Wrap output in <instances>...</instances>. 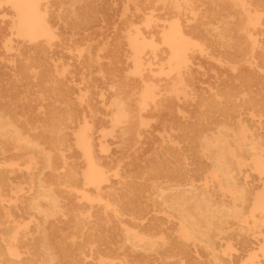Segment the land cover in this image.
I'll use <instances>...</instances> for the list:
<instances>
[{
  "label": "rangeland",
  "instance_id": "374dc122",
  "mask_svg": "<svg viewBox=\"0 0 264 264\" xmlns=\"http://www.w3.org/2000/svg\"><path fill=\"white\" fill-rule=\"evenodd\" d=\"M38 1L48 7L49 32L29 38L32 22L0 0V114L9 115L26 138L44 139L37 148L50 156L46 162L37 150L19 148L30 157L10 163L17 151L0 148V264H264V215L250 207L255 222L247 224V246L237 221L211 210L203 214L206 221L193 215L203 234L184 240L178 218L159 198L175 188L225 198L204 145L227 152L237 124L264 125L259 0ZM242 3L251 17L260 16L258 22L247 23ZM173 22L192 29L191 39L201 44L187 50L188 61L178 70L170 69L162 39ZM139 43L153 47L136 51ZM116 110L120 121H113ZM52 117L62 133L50 134ZM86 129L94 154L103 159L94 179L105 191L117 192L120 182L130 187L120 193V222L100 202L113 200L85 180L78 143ZM54 137H64L61 152L72 166L56 159ZM244 144L254 146L250 139ZM229 160L252 163L244 156ZM36 190L56 197L55 213L27 206ZM80 193L101 198L86 201ZM36 202L43 211L50 206L41 195L31 205ZM152 218L162 224L153 226ZM41 235L45 255L37 250Z\"/></svg>",
  "mask_w": 264,
  "mask_h": 264
},
{
  "label": "bare ground",
  "instance_id": "6f19581e",
  "mask_svg": "<svg viewBox=\"0 0 264 264\" xmlns=\"http://www.w3.org/2000/svg\"><path fill=\"white\" fill-rule=\"evenodd\" d=\"M8 1H10L11 4L18 10L17 13L22 18V20L32 22V24L30 25L32 31L30 34H27L29 38H35L39 35H43V32L48 34L49 30L46 22L49 19V11L47 6L41 7L38 0ZM258 2L260 3L254 2V5L260 6L261 9L259 10L262 12V10H264V0H259ZM241 8L244 15L246 16L247 23L254 24L255 22H258L260 20V16L251 17L250 10H248L244 3L241 4ZM39 19H41V24L38 21ZM35 21L37 25L34 24ZM192 31V29H184L178 22H173L168 26V28H166V31H164L162 39L166 43V48L169 52L168 65H170V69L172 68L178 70L182 65H184V63L188 61V49H191L195 46H197L198 49L201 48V44H198L195 39H191L190 33ZM147 46L153 47V44L139 43V45L136 46V51L141 50L142 48ZM136 61V65H138L140 63L139 59L137 58ZM184 77V75L179 74V71L177 72V81L182 82L184 80ZM114 113L115 114L113 117V121H120V111L116 110ZM52 119L53 122L55 120V124L53 123L54 130H52V132L50 131V134L62 133V130L60 129V124L62 123H58L56 117H52ZM69 119L70 117L68 118V120ZM254 123L256 122L254 121ZM258 123L259 121L256 123L255 128L253 129L247 124H237V129L232 133L233 138L231 140L230 146H228L229 151L227 152L223 151L222 149L224 148L220 147L219 144L214 145V143L211 144L209 142V144L204 145V149L208 150L207 156L211 160L214 168L212 177L218 186L224 188V193L227 195L225 198L221 196L218 198V193L213 194L212 192H209L207 190L194 189L191 194H185L184 192H182V189L177 190V188H175L176 190L173 189L174 192L170 195H165L163 194V192L159 195V198L162 199V202L164 203L166 208L170 212L175 213V216L178 218L177 222L179 223L181 237L184 240L196 239L198 237V234H203L199 227V221L201 220L198 219L196 222V220L193 218V215H196V217L198 218H203V214L211 210L212 212L214 211V214L216 216H218L217 218H220L221 215L225 214L230 219L236 220L238 224V234H240L241 244L246 246L248 245L249 232L247 230V224L250 223V221H252V223L255 222L254 220L249 219L252 217L248 214L250 211V207L252 208V212H258L264 215V143L261 140V136L259 134V131L261 130L260 127L264 129V125L261 124V126L259 127ZM218 129L219 128L217 127L215 133L218 132ZM87 135V129L82 130V134L79 137L78 143L82 156L86 162V169L84 170L88 171L85 174V180H89L94 184L97 193L105 194V196H107L109 199H112L114 202L108 199H103L100 201L101 196L91 197L86 193H80V195L84 199H86V201L99 200L100 202H102V205L105 208L109 209L112 214L119 219L118 222H120L122 220L123 212L119 209L118 206H121V202L124 201L121 200L122 198L120 199V193L123 187L125 190H129L130 187L126 184H123L122 187L120 182V186L118 187L117 192L113 190L105 191L104 187L100 186V179H94L95 175H93L92 171H100L96 166L101 167L100 161H103V159H99L94 154L92 142L90 138H87ZM246 139L252 140L254 146H251L249 148L248 144H246L245 146L244 141ZM42 142H44V139L30 140L26 138L22 131H19L18 128L12 126L9 115L0 114V148L4 149L9 147L18 152H16L17 158L14 159L15 161H10V163H15L16 160L23 161L26 157H30V154L28 153L29 151H24L23 149H35L41 153V158L44 161L49 162L50 156L48 155V153H44L42 148H37V145L41 144ZM63 142L64 137H54V139H52V146L55 150L58 149L60 151V153L56 154V159L59 162H62L63 165L72 166L73 163L68 161L70 155L61 152L62 147L60 145H62ZM215 142H220V140L216 138ZM19 148L23 149L21 150ZM210 150L212 151L209 154ZM227 156H229L228 161L226 160ZM242 156L250 157L252 163L248 161L236 162L235 160H229L231 159V157L232 159H235L237 157L242 158ZM58 167H60V165H55L56 169ZM33 175L34 174L30 173L28 177L32 178ZM40 175L41 172L37 171V180L40 179ZM74 176L75 174L72 173L71 176L68 175L65 179L69 180ZM101 177L103 179L102 175ZM4 180L5 178L3 174L0 173V182H3ZM40 186L41 184L38 183V189H40ZM40 195L46 201H50V206L47 211H43V209H41L42 206L38 202L31 205L32 201H36ZM222 195L224 196V194ZM187 202L190 203V206L192 205L193 209L187 206ZM56 203L57 199L54 195H51L49 193L42 195L38 192V190H36L32 198L30 199V202L27 203V206L34 207L35 209H38V211H41L44 215H46L55 213L54 210L58 208ZM244 214L248 215L246 216ZM203 221H206V215L204 216ZM150 223L153 226H157L158 223L161 222H158L154 218H152ZM217 226L219 227V225ZM217 226L216 228H218ZM44 239L45 237L41 235L38 240L39 243H37V250L38 254L40 255L46 254H44L45 249L41 247V244L43 243L42 241ZM257 243L258 242L255 241V244ZM180 245L181 246H176L182 248V253H185L187 249L182 243H180ZM259 247L262 248V246L260 245ZM15 253L17 254V251H15ZM43 261L45 264H53V262L49 259H44ZM217 264L219 263L217 262Z\"/></svg>",
  "mask_w": 264,
  "mask_h": 264
}]
</instances>
